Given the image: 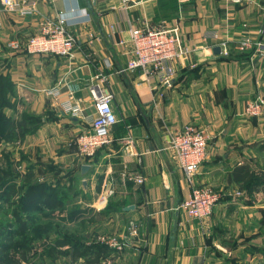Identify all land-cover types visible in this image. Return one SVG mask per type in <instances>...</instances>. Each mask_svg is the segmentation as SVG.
I'll return each instance as SVG.
<instances>
[{"label":"crops","instance_id":"crops-1","mask_svg":"<svg viewBox=\"0 0 264 264\" xmlns=\"http://www.w3.org/2000/svg\"><path fill=\"white\" fill-rule=\"evenodd\" d=\"M57 10L66 12L76 36L73 55L27 52L25 43L42 17ZM0 16V80L12 104L4 112L14 119L24 112L40 118L22 141L7 144L15 143L22 170L31 167L32 180L54 185L63 200L60 207L42 205V212L31 213L39 224L50 222V237L57 239L50 249L47 237L34 240L21 264H264V189L249 193L235 178L237 168L264 170V112L245 114L250 100L264 96V56L236 48L238 40H264V0H38L31 15L0 9ZM172 25L193 51L172 63L170 84L147 82L139 70L117 72L132 49L131 26ZM208 31H216L217 39H204ZM222 40L228 41L227 54L214 53ZM99 73L113 93L118 121L109 132L112 143L83 161L76 137L88 129L87 118L64 114L59 100L72 92L91 113L90 85L100 82L94 78ZM56 86L57 100L47 94ZM188 123L210 137L195 182L222 195L201 220L177 208L189 184L176 153L163 149L167 131ZM139 174L142 183L129 178ZM106 184L113 194L100 203ZM101 233L115 234L123 246L91 240Z\"/></svg>","mask_w":264,"mask_h":264},{"label":"built area","instance_id":"built-area-1","mask_svg":"<svg viewBox=\"0 0 264 264\" xmlns=\"http://www.w3.org/2000/svg\"><path fill=\"white\" fill-rule=\"evenodd\" d=\"M52 2V0H42ZM38 0H0V9L31 15L36 12ZM40 22L39 28L31 34L25 49L31 54L54 55L69 58L73 55L77 40L75 34L68 28L66 12L57 10L54 15H45ZM2 25L0 16V26ZM114 32H120L121 28L112 26ZM216 31H208L204 39H217ZM132 49L125 65L117 72L140 71L144 79L149 82L156 78L158 82L170 84L175 69L172 63L182 58L189 57L193 48L182 40L178 25L170 27L160 26H131L130 38ZM125 41H119L123 43ZM12 46H17L15 40L10 41ZM219 47L227 54L228 41L219 42ZM236 48L239 50L254 49L253 54L264 56V40L256 43L246 39L238 40ZM94 78L100 82L90 85L92 96L91 113L86 114L79 99H75L72 92L67 98L59 100V107L64 114L74 117L87 118L88 129L80 132L76 137L77 154L81 160H88L94 156L97 150L112 143L113 139L109 132L111 127L118 121L114 113L111 100L113 93L104 86L105 76L101 73ZM47 94L57 100L60 97V89L52 87ZM264 112V96L256 95L245 107V114L250 117L259 116ZM167 140L163 149L173 150L176 153L178 166L189 184V195L178 205V209L188 216L199 220L207 218L212 212L213 206L220 200L221 193L209 186H200L195 182V176L205 160L209 134L193 124H185L180 128L167 131ZM136 183H142V175L130 176ZM106 184L98 197L100 203L107 201L113 194V189ZM136 227L131 222L129 231L133 234ZM100 242L120 249L123 242L113 237H101Z\"/></svg>","mask_w":264,"mask_h":264},{"label":"trees","instance_id":"trees-1","mask_svg":"<svg viewBox=\"0 0 264 264\" xmlns=\"http://www.w3.org/2000/svg\"><path fill=\"white\" fill-rule=\"evenodd\" d=\"M0 79L3 78L0 77ZM6 89V82L0 80V140L22 141L26 134L31 133L37 127L40 118L27 112L22 113L20 119L7 116L4 108L12 107V104L3 96ZM27 121L30 122L32 128L27 127ZM24 173L19 184L12 183L14 177L10 175L0 179V212L3 213L8 207H12L11 217L0 221V264H21L22 260L27 259L28 253L34 247L32 242L44 237L46 229L51 226L50 222L49 224L43 223L44 225L39 224L38 218L31 213L40 212L42 205L48 209H54L63 203V200L59 201L57 198V188L54 185L32 180L31 167L25 168ZM235 178L246 185L249 193L256 189H264V170L256 172L247 166L243 169L237 168ZM47 193L49 195L45 197ZM4 203L8 204L7 208H4ZM29 221L31 225L35 224L33 229H28Z\"/></svg>","mask_w":264,"mask_h":264},{"label":"rangeland","instance_id":"rangeland-1","mask_svg":"<svg viewBox=\"0 0 264 264\" xmlns=\"http://www.w3.org/2000/svg\"><path fill=\"white\" fill-rule=\"evenodd\" d=\"M16 149L17 148H16L15 143H14V145H11V144L9 145V144H7L6 141H4L2 139L0 140V179L5 178L6 175H10V176H13L14 178H17L18 180L21 179V181H22L23 176H21V175H22V171L25 169L22 170V167L20 166L21 164H19L20 163L19 158L21 156L17 152ZM21 181L18 182V184L21 183ZM51 203H52V201H51ZM66 203H67V206L69 207L70 202L64 201V204H66ZM11 208L12 207H8L5 211H3V213L0 212V221L5 220V218H9L8 216L12 214ZM46 230H47L46 231L47 233L44 234V236L49 239L48 241H50V245L48 248V249H50L52 247V245L54 244L55 239H57V238H55L54 236H53V238L50 237V235H53L52 234V228H50V226ZM66 234L71 235V232H68ZM57 236H58V238H60L61 236L63 237L64 235L62 233L61 234L57 233ZM104 236L110 237V238H113V237L117 238V236H115V234L101 233V234H98L95 237L91 238V240L95 241L97 243L103 244V245H107L105 243L100 242V240H99L101 237H104ZM117 240L120 241L121 239L118 237ZM115 249H117V248H115ZM40 250L36 251V253L39 252ZM47 253L50 254V251H48ZM26 262L31 264V262H29V261H26ZM50 264H54V263L52 262Z\"/></svg>","mask_w":264,"mask_h":264},{"label":"water","instance_id":"water-1","mask_svg":"<svg viewBox=\"0 0 264 264\" xmlns=\"http://www.w3.org/2000/svg\"><path fill=\"white\" fill-rule=\"evenodd\" d=\"M92 3H95V0H92ZM213 50H214V53L218 54L220 52V47L219 46H215ZM86 169H88V165H85V164L82 165L81 172L85 173Z\"/></svg>","mask_w":264,"mask_h":264},{"label":"clouds","instance_id":"clouds-1","mask_svg":"<svg viewBox=\"0 0 264 264\" xmlns=\"http://www.w3.org/2000/svg\"><path fill=\"white\" fill-rule=\"evenodd\" d=\"M82 12L85 14V16L87 17V23L90 22L91 17L88 15V9L84 8L82 9Z\"/></svg>","mask_w":264,"mask_h":264}]
</instances>
